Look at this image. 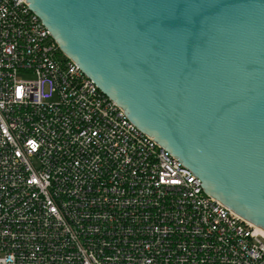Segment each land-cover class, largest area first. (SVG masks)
Instances as JSON below:
<instances>
[{"label": "built area", "instance_id": "2783aa9c", "mask_svg": "<svg viewBox=\"0 0 264 264\" xmlns=\"http://www.w3.org/2000/svg\"><path fill=\"white\" fill-rule=\"evenodd\" d=\"M0 264H264V237L134 126L26 0H0Z\"/></svg>", "mask_w": 264, "mask_h": 264}, {"label": "water", "instance_id": "95a60500", "mask_svg": "<svg viewBox=\"0 0 264 264\" xmlns=\"http://www.w3.org/2000/svg\"><path fill=\"white\" fill-rule=\"evenodd\" d=\"M205 194L264 231V0H26Z\"/></svg>", "mask_w": 264, "mask_h": 264}, {"label": "bare ground", "instance_id": "6f19581e", "mask_svg": "<svg viewBox=\"0 0 264 264\" xmlns=\"http://www.w3.org/2000/svg\"><path fill=\"white\" fill-rule=\"evenodd\" d=\"M257 231H258L259 234H261L264 237V231L262 229H258L257 228Z\"/></svg>", "mask_w": 264, "mask_h": 264}, {"label": "rangeland", "instance_id": "374dc122", "mask_svg": "<svg viewBox=\"0 0 264 264\" xmlns=\"http://www.w3.org/2000/svg\"><path fill=\"white\" fill-rule=\"evenodd\" d=\"M26 79H30V78H26Z\"/></svg>", "mask_w": 264, "mask_h": 264}]
</instances>
